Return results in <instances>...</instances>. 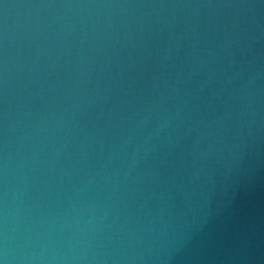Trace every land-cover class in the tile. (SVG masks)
<instances>
[{
  "label": "water",
  "instance_id": "obj_1",
  "mask_svg": "<svg viewBox=\"0 0 264 264\" xmlns=\"http://www.w3.org/2000/svg\"><path fill=\"white\" fill-rule=\"evenodd\" d=\"M0 264H264V0H0Z\"/></svg>",
  "mask_w": 264,
  "mask_h": 264
}]
</instances>
